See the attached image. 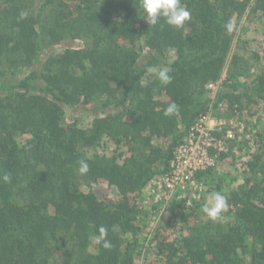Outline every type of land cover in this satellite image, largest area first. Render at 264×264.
I'll use <instances>...</instances> for the list:
<instances>
[{
  "label": "trees",
  "instance_id": "trees-1",
  "mask_svg": "<svg viewBox=\"0 0 264 264\" xmlns=\"http://www.w3.org/2000/svg\"><path fill=\"white\" fill-rule=\"evenodd\" d=\"M69 1L0 0V64L19 74L0 82V264H134L137 194L166 171L190 125L208 113L206 86L220 78L231 48L226 25L250 2L181 0L191 20L176 29L164 20L148 24L139 0ZM252 9L264 10V0H254ZM70 28L75 36L89 33L91 43L44 51ZM151 68H167L171 83L161 84ZM245 96L264 99V65L241 90L226 89L216 102L232 105ZM173 103L179 114L166 116ZM92 104L118 112L95 116L88 126L65 121L63 106ZM159 138L165 146L153 142ZM104 140L113 150L104 151ZM82 160L89 166L83 174ZM260 160L243 162L256 172ZM101 182L118 198L91 189ZM263 184L264 176L252 175L229 190L224 220L195 227L200 237L194 240L182 238L180 260L264 264ZM101 226L112 247L95 243L92 252ZM176 245L170 244L175 254Z\"/></svg>",
  "mask_w": 264,
  "mask_h": 264
},
{
  "label": "rangeland",
  "instance_id": "rangeland-1",
  "mask_svg": "<svg viewBox=\"0 0 264 264\" xmlns=\"http://www.w3.org/2000/svg\"><path fill=\"white\" fill-rule=\"evenodd\" d=\"M253 3L254 0H250L240 17H237L236 14L232 16L234 28L231 32L228 31L232 36V43L225 67L213 87L206 86L210 90L212 98V101L209 102V114L231 118L235 138L227 142L226 156L218 161L210 173L204 174L197 181L201 187L199 200H192L191 204H187L186 200L176 195L170 200L161 197L158 202H154V195L146 190L147 184L140 194H137V207L136 210L134 209L136 213L132 222L134 228H137L136 239L138 242L134 251V264H186L179 258V255L184 253V249L182 252L179 247L182 238L190 236L189 238L194 240L195 237H200L195 227L197 228L207 221L211 222L206 224L217 227L218 221L224 220L223 216L217 220H211L202 211V207L210 199L211 193L219 191L227 195L229 190L235 189L246 178L252 175L264 176V164L262 165L264 162V99L245 96L238 103L232 105L224 99L220 100L222 106L216 102L226 89L241 90L243 84L256 75L264 65L262 60L264 59V10H253ZM74 31L71 29L70 32L68 31V37H65L58 45L50 46L44 51L49 53L54 48L60 51L63 48H78L85 46L88 42L91 43L92 38L89 33L88 35L83 33L81 36H75L73 35L76 34ZM144 59L145 51L139 62ZM2 68L3 66L0 64V82L4 80L13 82L19 78L18 71L10 72L9 69L3 68V70ZM230 73L233 76L231 81L228 79ZM3 90L0 88V93H3ZM62 108L65 121L68 119L76 121L81 126H88L95 116L118 112L114 111V107L103 108L97 104L89 105L88 109L69 106ZM26 137V135H20L18 139L24 141ZM104 141V151L113 150L112 141ZM153 142L162 146L166 144V140L163 138L154 139ZM254 156L261 157L260 162L254 167L256 172L250 171L246 163L243 162L253 159ZM219 185L221 190L218 189ZM84 189L90 190L87 187ZM91 189L101 190L109 198H118L114 187L105 182L98 185L92 184ZM193 191L190 190L189 193ZM173 243L177 244V254L170 246ZM94 248L95 238L91 240L89 250L93 252ZM160 249L162 250L160 251Z\"/></svg>",
  "mask_w": 264,
  "mask_h": 264
},
{
  "label": "built area",
  "instance_id": "built-area-1",
  "mask_svg": "<svg viewBox=\"0 0 264 264\" xmlns=\"http://www.w3.org/2000/svg\"><path fill=\"white\" fill-rule=\"evenodd\" d=\"M214 83L207 87H213ZM218 104L222 106V103ZM208 119V113L195 119L182 141L175 146L166 171L148 181L146 190L154 195V202L161 197L170 200L176 195L187 204L199 200L201 187L196 174L214 167L220 155L227 151V142L235 138L231 118L217 117L213 126H209ZM190 190L195 192L189 193Z\"/></svg>",
  "mask_w": 264,
  "mask_h": 264
},
{
  "label": "clouds",
  "instance_id": "clouds-1",
  "mask_svg": "<svg viewBox=\"0 0 264 264\" xmlns=\"http://www.w3.org/2000/svg\"><path fill=\"white\" fill-rule=\"evenodd\" d=\"M139 7L143 11V18L152 26L157 25L161 20H164L169 26L176 29H181L191 20V12L182 4L181 0H139ZM22 17H26L27 13H22ZM226 28L231 32L234 28L233 23L226 25ZM151 73L159 80L161 84L167 85L171 83L172 77L169 75L167 68L157 70L156 68L149 69ZM166 116H175L179 114V108L174 103L169 105L164 113ZM89 169L86 161H80L79 172L87 173ZM9 180L7 175L3 178ZM227 196L219 191L211 193L210 199L203 205V213L211 220H217L221 214L227 210ZM98 235L95 236V243L104 249L112 247L108 240V230L101 226L97 229Z\"/></svg>",
  "mask_w": 264,
  "mask_h": 264
},
{
  "label": "crops",
  "instance_id": "crops-1",
  "mask_svg": "<svg viewBox=\"0 0 264 264\" xmlns=\"http://www.w3.org/2000/svg\"><path fill=\"white\" fill-rule=\"evenodd\" d=\"M211 108V107H210ZM209 111V110H208ZM219 115H213V114H209V112H208V117H209V119H208V124H209V126H213V124L216 122V118L218 117ZM222 116V115H221ZM224 117V116H223Z\"/></svg>",
  "mask_w": 264,
  "mask_h": 264
}]
</instances>
